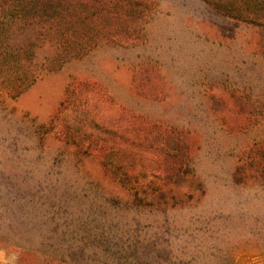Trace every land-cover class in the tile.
<instances>
[{
    "label": "rangeland",
    "instance_id": "obj_1",
    "mask_svg": "<svg viewBox=\"0 0 264 264\" xmlns=\"http://www.w3.org/2000/svg\"><path fill=\"white\" fill-rule=\"evenodd\" d=\"M127 3L58 31L0 12V264H264L263 18ZM69 89L63 124L160 189L66 139Z\"/></svg>",
    "mask_w": 264,
    "mask_h": 264
},
{
    "label": "trees",
    "instance_id": "obj_2",
    "mask_svg": "<svg viewBox=\"0 0 264 264\" xmlns=\"http://www.w3.org/2000/svg\"><path fill=\"white\" fill-rule=\"evenodd\" d=\"M213 6L227 14V15H239L243 19H255V17H261L264 20V0H208ZM128 0H2L0 3V12H3L9 16V18L20 17H33L34 19L45 18L46 21H50L49 30H63L64 24L72 22V19L78 23L83 20L89 19L90 16H103L109 9H115L117 6H122L123 3H127ZM112 4V6H109ZM128 6V3H127ZM90 9V10H89ZM256 21V19H255ZM76 24V23H75ZM49 25V24H48ZM67 97L60 104L57 114L53 118V122L58 123L64 133L66 139L69 142L77 144L78 152L84 154H100L103 157L104 168L115 175L116 178L122 180L127 184L133 185L132 187L139 190L143 188H161L158 186L157 181L148 180L142 177H136L130 171L124 170L123 166L114 160L109 152L111 149L106 148L101 136L96 135L94 132L72 130L71 124L66 121V128L63 122L64 118L60 119L63 110L67 107L70 108L72 102H80V98L77 97L78 91L76 89L68 90ZM68 105V106H67ZM67 108V109H68ZM159 149V147H158ZM165 155L160 159L164 166L165 172L171 175L179 174L183 170L185 172L188 169L185 165V157L177 156L176 154L166 152L161 148ZM103 154V155H102ZM105 155V157H104ZM159 159V158H158ZM246 163H242L238 166L236 171V183L242 184L246 182L248 178ZM151 186V187H150ZM145 193H147L145 191ZM148 194V193H147ZM53 264H61L53 262Z\"/></svg>",
    "mask_w": 264,
    "mask_h": 264
},
{
    "label": "crops",
    "instance_id": "obj_3",
    "mask_svg": "<svg viewBox=\"0 0 264 264\" xmlns=\"http://www.w3.org/2000/svg\"><path fill=\"white\" fill-rule=\"evenodd\" d=\"M5 259H6V257L3 258V257L0 256V263L5 262Z\"/></svg>",
    "mask_w": 264,
    "mask_h": 264
}]
</instances>
